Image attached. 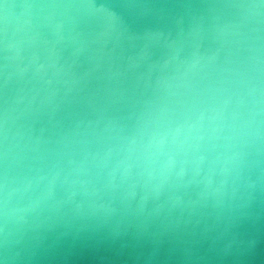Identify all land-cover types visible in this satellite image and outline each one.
I'll list each match as a JSON object with an SVG mask.
<instances>
[{"label": "water", "instance_id": "1", "mask_svg": "<svg viewBox=\"0 0 264 264\" xmlns=\"http://www.w3.org/2000/svg\"><path fill=\"white\" fill-rule=\"evenodd\" d=\"M264 82V0H0V264H264V138L171 173L97 162L189 86Z\"/></svg>", "mask_w": 264, "mask_h": 264}, {"label": "clouds", "instance_id": "2", "mask_svg": "<svg viewBox=\"0 0 264 264\" xmlns=\"http://www.w3.org/2000/svg\"><path fill=\"white\" fill-rule=\"evenodd\" d=\"M262 138L264 82L235 89L189 86L181 99L142 114L126 133L111 135L96 160L125 173L159 176L205 153Z\"/></svg>", "mask_w": 264, "mask_h": 264}]
</instances>
